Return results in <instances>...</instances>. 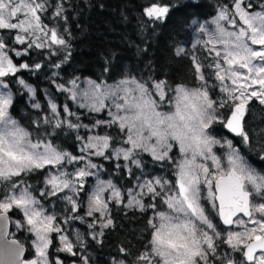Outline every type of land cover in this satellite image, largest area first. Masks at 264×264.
Listing matches in <instances>:
<instances>
[{
    "label": "snow or ice",
    "instance_id": "snow-or-ice-1",
    "mask_svg": "<svg viewBox=\"0 0 264 264\" xmlns=\"http://www.w3.org/2000/svg\"><path fill=\"white\" fill-rule=\"evenodd\" d=\"M67 3L0 0V264H95L90 249L115 230V209L145 225L107 264H264V168L250 162L264 163V0H220L210 22H194L190 46L173 50L190 62L180 82L151 62L146 74L113 77L108 62L96 79L62 80ZM189 6L197 4L148 0L140 28L154 32ZM32 51L50 63L23 61ZM46 66L72 105L49 92L42 104L20 75ZM13 83L35 110L31 128L14 115ZM61 134H75V153ZM145 157L171 176L150 172ZM97 160L113 162L126 183L103 178Z\"/></svg>",
    "mask_w": 264,
    "mask_h": 264
},
{
    "label": "trees",
    "instance_id": "trees-1",
    "mask_svg": "<svg viewBox=\"0 0 264 264\" xmlns=\"http://www.w3.org/2000/svg\"><path fill=\"white\" fill-rule=\"evenodd\" d=\"M164 3H171L174 0H163ZM196 7H181L175 9L169 16L166 24L142 31L140 28L142 8L148 0H68L66 7H69L68 26L72 32L71 58L62 66L60 78L64 81L73 77L96 79L102 76L103 68L111 62V73L113 77H118L122 71H132L146 74V65L151 62L157 74L166 73L173 82H180L187 79V68L190 65L188 60L174 56L176 44H187L191 35V22L193 20L206 19L212 16L217 9L220 0H182V3ZM74 6V7H72ZM147 49L146 52L141 51ZM62 58V57H60ZM60 58H53L59 62ZM29 64L50 63L46 54H37L32 51L29 56L22 58ZM16 59V63L22 62ZM49 67H45L38 73L28 71L20 75L30 83L38 92V99L42 104H46L45 92L52 93L58 97L57 102L62 105L65 96L55 92L54 85L49 79ZM15 107L14 115L20 122L28 128L32 127L31 121L36 118L33 110L24 97V93L14 86ZM69 105L71 102L66 100ZM77 109L73 106V111ZM83 112V110H79ZM106 117V112L99 114V118ZM84 123L90 122V117L83 116ZM219 131L227 134L222 126ZM74 135L66 136L61 134L58 143L73 153L77 151ZM236 143H239L238 139ZM148 168L153 172L161 169L154 166L148 157ZM106 169L103 176L113 174L114 163L111 161L97 160ZM250 162L263 166L264 163L250 157ZM113 179L118 184H125L127 178H121L119 174H113ZM40 177H32L31 183L38 184ZM116 228L108 232L104 238L103 248L92 246L95 264H107L110 254H115L117 245L136 244V234L144 227L145 220L139 213H128L126 216L121 209L114 210ZM24 234V233H22ZM18 235V234H17ZM22 235H18L21 238ZM25 238V237H24ZM23 238V239H24ZM63 255V254H61ZM67 264L72 261L71 257H65Z\"/></svg>",
    "mask_w": 264,
    "mask_h": 264
},
{
    "label": "rangeland",
    "instance_id": "rangeland-1",
    "mask_svg": "<svg viewBox=\"0 0 264 264\" xmlns=\"http://www.w3.org/2000/svg\"><path fill=\"white\" fill-rule=\"evenodd\" d=\"M216 14V10L214 12V14L206 19H199V20H193L191 22V35H190V39L188 40L187 44H183L184 46L188 47L190 46V42L192 40H194L195 36H196V28L198 27V23H205V22H210L212 20V18L214 17V15ZM194 22H198V23H194ZM19 47V46H17ZM50 76H51V70L49 72V79H50ZM86 77L84 78H81V80L83 81ZM30 84V83H29ZM12 86H14L15 88H17L18 90L22 91L24 93V97L27 99L28 103H29V100H28V96L25 94L24 90L21 89L18 85H16L15 83L12 84ZM45 96V95H44ZM45 101H46V97H45ZM71 102V101H70ZM64 103H67L66 100H63L62 101V104ZM30 104V103H29ZM71 105H72V102H71ZM254 107H258V105H255ZM217 135L220 136V137H228V138H231L229 137L227 134H222L220 131H219V126H217ZM150 159V158H149ZM254 166L256 167H259V168H264V164L263 166H257L255 164H253ZM148 170L150 172H152L153 174H156V175H168V176H171V173H170V170H167V169H159V170H156V172H153L150 168H148ZM103 178L107 179L108 177L107 176H103ZM42 180V177H40V180L39 182ZM38 182V184H39ZM11 231H16V229L14 227L11 228ZM18 235H22L20 239H23L25 237V234H22V232L20 233H17ZM68 264H71V261L68 263Z\"/></svg>",
    "mask_w": 264,
    "mask_h": 264
},
{
    "label": "water",
    "instance_id": "water-1",
    "mask_svg": "<svg viewBox=\"0 0 264 264\" xmlns=\"http://www.w3.org/2000/svg\"><path fill=\"white\" fill-rule=\"evenodd\" d=\"M224 129V128H223ZM225 131H227L226 129H224Z\"/></svg>",
    "mask_w": 264,
    "mask_h": 264
},
{
    "label": "flooded vegetation",
    "instance_id": "flooded-vegetation-1",
    "mask_svg": "<svg viewBox=\"0 0 264 264\" xmlns=\"http://www.w3.org/2000/svg\"><path fill=\"white\" fill-rule=\"evenodd\" d=\"M223 128V127H222ZM227 132V131H226ZM230 134V133H229ZM231 135V134H230Z\"/></svg>",
    "mask_w": 264,
    "mask_h": 264
}]
</instances>
